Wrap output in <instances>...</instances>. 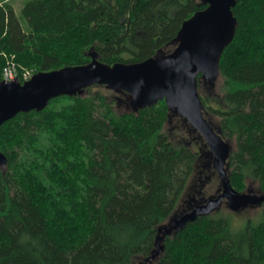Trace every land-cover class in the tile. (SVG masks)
I'll return each mask as SVG.
<instances>
[{
    "label": "trees",
    "instance_id": "trees-1",
    "mask_svg": "<svg viewBox=\"0 0 264 264\" xmlns=\"http://www.w3.org/2000/svg\"><path fill=\"white\" fill-rule=\"evenodd\" d=\"M205 7L201 0H26L25 27L3 1L0 80L11 56L20 72H38L93 54L113 64L169 52L183 21ZM233 11L236 33L221 56L217 95H202L204 112L235 143L233 187L241 191L251 179L264 192V0H238ZM206 82L199 76V90ZM93 86L0 126L8 159L0 166V264H264V212L241 228L226 214L200 215L146 261L208 149L198 134L192 143L172 141L165 126L174 110L165 100L119 112Z\"/></svg>",
    "mask_w": 264,
    "mask_h": 264
},
{
    "label": "water",
    "instance_id": "water-1",
    "mask_svg": "<svg viewBox=\"0 0 264 264\" xmlns=\"http://www.w3.org/2000/svg\"><path fill=\"white\" fill-rule=\"evenodd\" d=\"M201 1L206 7L183 21L176 45L169 52L162 51L139 62L113 64L93 54L87 63L38 71L25 81L19 77L0 80V126L19 112L42 110L55 97L77 96L98 84L120 94L127 93L129 110L134 112L165 100L170 109L183 115L201 133L214 153L213 165L221 176L223 194L162 224L158 248L147 262L163 250L161 241L166 235L183 229L200 215L210 214L222 197H228L233 210L264 201V192L239 191L231 184L228 160L232 145L205 116L199 91V76L214 84L220 75L221 56L237 29L233 7L238 0ZM7 163V156L0 149V166L6 168Z\"/></svg>",
    "mask_w": 264,
    "mask_h": 264
},
{
    "label": "rangeland",
    "instance_id": "rangeland-1",
    "mask_svg": "<svg viewBox=\"0 0 264 264\" xmlns=\"http://www.w3.org/2000/svg\"><path fill=\"white\" fill-rule=\"evenodd\" d=\"M3 1L11 2L16 7L17 13L20 16L22 23L26 27L27 22L23 16L22 10H21V7L26 0H0V3H2ZM168 49L169 48L166 47L164 49V51H167ZM32 71L35 73L34 70H32ZM219 79L220 78H217L215 86H211L210 82L207 81L206 84H204L205 86L203 88H200V90H199L201 93V96L202 95L205 96V94H208L209 96H216L217 91H218V88L216 85L219 83ZM92 89L95 92L96 91H102V92L107 93L114 100V106L117 109V111L124 112V111L129 110L128 103L123 100V99H125L123 94L117 93L116 91L107 88L105 85L93 86ZM205 116L209 119V121L213 124V126H215L217 129H219L218 125H219L220 119L216 115H214L211 112H209V113L207 112V113H205ZM165 130H166L167 134H169V137L172 139V141L176 142V143H192L193 139H195L194 135L197 134L196 132L191 131L189 128L186 129V127L184 126V121L178 115V113H176L175 111L172 112L170 120L165 126ZM217 131L220 132V134L222 135L221 130H217ZM226 139L228 140V138H226ZM202 141L204 142V144L206 143L205 139H202ZM228 141L231 143V145H233L232 146V149H233V147H235L234 141H232V140H228ZM204 161L205 160H201L196 165V169L189 179V182L185 188V191L183 192V195L181 196V198L179 200V203L177 205V208H176L174 215L175 214H181L182 209L185 207L186 200L190 198L189 195L194 190L193 189L194 184L196 182H198L197 181L198 174H199L200 169L202 168V165L204 164ZM247 184L249 185V187H253L255 189L259 188V183L257 181H252L251 179H247ZM212 212H211L212 214L218 213L216 211H212ZM263 212H264V208H261L260 206H254V207L246 209L243 212H234V211L232 212V211H229V208L224 207V211L221 213L228 215V217L231 219L233 227H235V228L240 227L241 228L250 220L253 222H258L259 220H261ZM173 217H171V218H173ZM171 218H169L165 222V224L170 222Z\"/></svg>",
    "mask_w": 264,
    "mask_h": 264
},
{
    "label": "flooded vegetation",
    "instance_id": "flooded-vegetation-1",
    "mask_svg": "<svg viewBox=\"0 0 264 264\" xmlns=\"http://www.w3.org/2000/svg\"><path fill=\"white\" fill-rule=\"evenodd\" d=\"M218 130H220V128ZM193 131L196 132L203 139H205L201 135V133L197 131L195 128H193ZM205 146L207 147L208 151L206 152L204 156L203 154H201L199 158L200 161L201 160H205V161H204V164L202 165V168L199 171L198 178H197L198 182L194 184V187H193L194 190L189 195L190 198L186 200L185 207L182 209L181 214H175L174 215L175 217L181 216L185 213L192 211L198 205L206 204L209 201L217 200L219 196L223 194V185L221 181V176L213 165L214 153L211 151L210 146L207 143H205ZM229 171H230V167H229ZM241 191H248V192L257 193V194L263 193L260 188L255 189L253 187H249L248 184H247V187H245V189ZM254 206H260L261 208H264V201H262L261 203H255V204L248 203L247 205L241 208H238L237 210H233L231 209V203L228 197L224 196L219 200L218 206L214 207L213 211L221 213L224 211V207H227L229 208V211H232V212L233 211L243 212L246 209L254 207Z\"/></svg>",
    "mask_w": 264,
    "mask_h": 264
},
{
    "label": "built area",
    "instance_id": "built-area-1",
    "mask_svg": "<svg viewBox=\"0 0 264 264\" xmlns=\"http://www.w3.org/2000/svg\"><path fill=\"white\" fill-rule=\"evenodd\" d=\"M13 58L14 56L10 57V59L8 60L7 64L3 69L2 72L3 79L11 80L19 76L22 81L30 79L33 76L34 72L31 69H25L20 72Z\"/></svg>",
    "mask_w": 264,
    "mask_h": 264
}]
</instances>
